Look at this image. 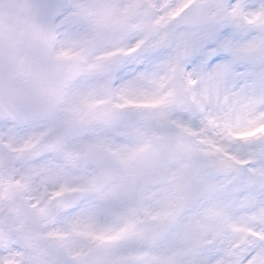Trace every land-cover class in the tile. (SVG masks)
Returning a JSON list of instances; mask_svg holds the SVG:
<instances>
[{
	"label": "snow or ice",
	"instance_id": "1",
	"mask_svg": "<svg viewBox=\"0 0 264 264\" xmlns=\"http://www.w3.org/2000/svg\"><path fill=\"white\" fill-rule=\"evenodd\" d=\"M0 264H264V0H0Z\"/></svg>",
	"mask_w": 264,
	"mask_h": 264
}]
</instances>
